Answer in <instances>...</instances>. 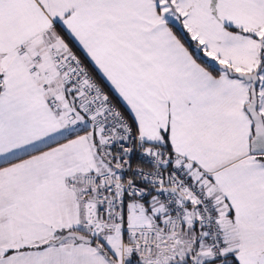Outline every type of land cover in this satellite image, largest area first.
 Returning a JSON list of instances; mask_svg holds the SVG:
<instances>
[{"label": "snow or ice", "instance_id": "obj_1", "mask_svg": "<svg viewBox=\"0 0 264 264\" xmlns=\"http://www.w3.org/2000/svg\"><path fill=\"white\" fill-rule=\"evenodd\" d=\"M0 264H264V0H0Z\"/></svg>", "mask_w": 264, "mask_h": 264}]
</instances>
